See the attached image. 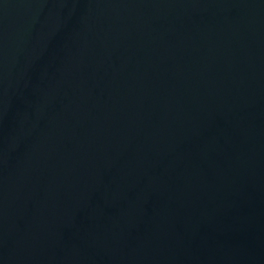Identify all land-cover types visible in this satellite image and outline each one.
<instances>
[{
	"label": "water",
	"instance_id": "water-1",
	"mask_svg": "<svg viewBox=\"0 0 264 264\" xmlns=\"http://www.w3.org/2000/svg\"><path fill=\"white\" fill-rule=\"evenodd\" d=\"M0 264H264V0H0Z\"/></svg>",
	"mask_w": 264,
	"mask_h": 264
}]
</instances>
